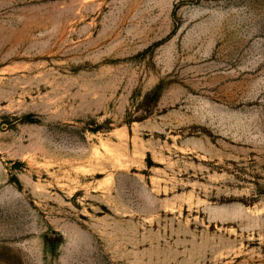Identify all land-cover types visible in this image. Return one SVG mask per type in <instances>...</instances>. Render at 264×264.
<instances>
[{"label":"rangeland","instance_id":"rangeland-1","mask_svg":"<svg viewBox=\"0 0 264 264\" xmlns=\"http://www.w3.org/2000/svg\"><path fill=\"white\" fill-rule=\"evenodd\" d=\"M0 264H264V0H0Z\"/></svg>","mask_w":264,"mask_h":264},{"label":"trees","instance_id":"trees-1","mask_svg":"<svg viewBox=\"0 0 264 264\" xmlns=\"http://www.w3.org/2000/svg\"><path fill=\"white\" fill-rule=\"evenodd\" d=\"M19 165H20L19 163H16V164H15V168L19 167Z\"/></svg>","mask_w":264,"mask_h":264}]
</instances>
